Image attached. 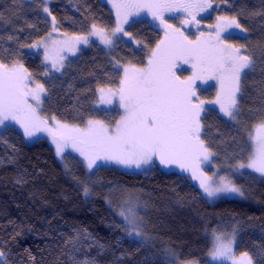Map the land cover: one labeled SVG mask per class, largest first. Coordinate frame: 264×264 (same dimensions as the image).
<instances>
[{
	"label": "trees",
	"instance_id": "trees-1",
	"mask_svg": "<svg viewBox=\"0 0 264 264\" xmlns=\"http://www.w3.org/2000/svg\"><path fill=\"white\" fill-rule=\"evenodd\" d=\"M51 1L56 27L64 34L85 35L93 23L107 29L115 27V13L105 0ZM213 9L203 20L238 15L248 29L242 35L233 34L230 43L247 45L249 53L257 57L264 52V19L250 15L261 9V0H228L227 4L213 0ZM0 13L5 17L0 22V36L4 37L0 40V58L9 63L18 60L34 80L43 81L47 89L43 113L67 123L101 116L95 108L96 92L98 88L119 86L122 71L116 61L119 65H145L150 50L164 37V29L149 19L133 20L127 27L131 39H117L109 53L93 42L67 63L62 75L46 79L40 54L20 47L50 31L39 0H0ZM12 34L18 40L9 41L7 36ZM242 83L239 124L226 121L212 109H205L202 115L205 138L221 166L235 163L226 157L240 148L246 160V129L264 119V62L258 59L255 71ZM201 94L206 99L213 97L214 87ZM79 160L68 155L66 167L44 139L29 143L14 126L0 131V249L6 253V264H73V255L81 259L83 253H75L66 242L85 230L96 244L103 245L94 244L88 250L96 264H169L164 257L168 248L180 259L209 264L205 229L231 233L234 226L237 252H248L254 264H264V177L251 176L248 184L242 182L246 200L224 198L210 203L181 170L131 173L102 166L91 174ZM20 178L23 182L17 183ZM82 182L91 188L87 197ZM113 186L136 190L145 197L151 241H137L114 227L122 220L107 202ZM83 243L87 246L91 242Z\"/></svg>",
	"mask_w": 264,
	"mask_h": 264
},
{
	"label": "snow or ice",
	"instance_id": "snow-or-ice-1",
	"mask_svg": "<svg viewBox=\"0 0 264 264\" xmlns=\"http://www.w3.org/2000/svg\"><path fill=\"white\" fill-rule=\"evenodd\" d=\"M15 3V0H13ZM116 11L115 27L107 29L91 25L86 35H74L63 41H52L53 46L59 44L57 54L53 55L49 45L41 40L20 47L44 48V61L51 62V69L59 72L64 67V59L58 53L68 51L73 54L77 45L89 43L90 36H96L106 47L111 48L114 37L118 33L129 36L124 24L129 17L146 11L153 20H158L163 26L164 37L150 50L147 62L138 67L135 64L116 65L123 75L120 76L119 86L115 89L98 88L99 103L112 105L114 98L120 111L119 119L114 123L89 118L81 127L79 124L61 122L55 116L49 118L41 114L44 103L43 97L47 89L37 83L28 69L18 60L5 62L0 58V128L9 129L18 125L23 136L29 140L39 133H46L55 145L57 157L66 159L65 152L71 149L81 158L88 173L95 174L102 166H117L127 169H154L159 166L170 168L176 166L182 172L190 173V178L198 181L203 194L210 199L237 196L244 197L245 190L232 179V174L244 175L242 170L250 169L264 177V119L254 124L250 130L246 129L249 150L246 160L240 153V148L232 156L226 157L235 160L229 164L231 172L228 175H219V169L208 175L201 165L215 156L204 137L205 125L202 113L205 104L219 105V111L229 120L240 123L242 112L240 98L243 94V81L254 72L257 60L264 62V52L259 57L249 53L248 46L234 44L231 30L238 29L246 33L248 29L240 23L238 15H218L216 23L208 25L209 31H199L201 21L197 17L202 12L213 9V0H108ZM227 4L228 0H224ZM49 0H41L44 13L52 15L47 6ZM214 10V9H213ZM14 14V9H9ZM182 13L184 26L194 25L199 34L190 39L180 28L169 24L164 13ZM253 17L264 19V0H261V9L250 13ZM4 13H0V22L4 20ZM53 31H56V17L52 16ZM33 27V25H28ZM264 30V25L261 26ZM23 31V29H19ZM51 39V33H49ZM247 39V37H244ZM4 37L0 36V40ZM9 41L18 40L14 34L8 35ZM9 51V49H5ZM11 54V53H10ZM189 65L190 75L182 76ZM46 70L45 75L51 70ZM216 81L218 86L216 98L211 101L203 100L197 95V81L206 84ZM35 85L34 87L32 85ZM264 95V92H262ZM250 173V174H251ZM22 178L17 180L21 183ZM83 194L89 196L91 188L83 183ZM111 192L125 193V198L116 209V214L122 223L114 225L120 227L129 237L144 238L143 217L139 214L141 207L139 197L127 188L113 186ZM111 204V201H108ZM146 207V205H144ZM237 228L234 226L231 233H224L213 228L211 232L205 229L206 239L209 241V264H254L248 252L241 254L237 259L234 244ZM84 241H90L87 246ZM66 243L72 245L75 253H83L81 259L73 255V264H96L89 255V249L96 244L91 234L86 230L77 232ZM102 248L103 245L96 244ZM171 257L169 264H199L194 259L181 260L173 250H168ZM6 253L0 249V262L6 264Z\"/></svg>",
	"mask_w": 264,
	"mask_h": 264
},
{
	"label": "rangeland",
	"instance_id": "rangeland-1",
	"mask_svg": "<svg viewBox=\"0 0 264 264\" xmlns=\"http://www.w3.org/2000/svg\"><path fill=\"white\" fill-rule=\"evenodd\" d=\"M24 1H26V2H32V3L35 2V0H24ZM105 1L111 6V8L113 9V11L115 13V16H116L115 9L108 2V0H105ZM51 4H52V1L49 0V3H48L47 6L49 7L50 11H51ZM39 6H40V10H41L42 14L45 16V18L48 21H50V31L44 37L40 38L37 41H41V40L45 41L49 45V48L52 50V54L53 55H56L57 54V49L59 48V44L53 46L52 41L53 40L54 41H63L65 39L71 38L74 35L64 34L61 31H59L57 29V27H56L57 30L56 31H53L52 15L49 16L47 13H44L43 12L42 7H41V0H39ZM210 13H211V9L208 12H202V13H200V15L197 17V19L201 21L200 26H199V31L207 32V31H209L208 25L216 23V17L212 21L203 20V18H205L206 16H208ZM164 16H165V19L167 20V22L169 24H172L174 27L180 28L181 30H183L186 35H189V38L190 39H195L196 36L199 34V31H198V29H197L196 26H194V25L184 26L182 24V22H181V19L177 18V17H182L183 16L182 13H167L166 12V13H164ZM145 18L149 19L153 25L160 26L158 20H153L152 16L149 13H147L146 11H142V12H140V14L138 16L137 15H133V16L129 17L128 23L124 24L125 31L127 32V27L131 23V21L137 20V19H145ZM160 27L163 28V26H160ZM231 31L233 32V34H239V35H242L243 34L238 29H234V30H231ZM49 33H51V39L48 38L49 37ZM163 35H164V30H163ZM121 37L122 38L129 39V37L126 36V35H124L123 33H118L117 36L113 38L114 39V44H113V46L111 48L106 47L104 44H102L100 42V40H99L98 37H96V36H90L89 37V43L88 44L81 43V44L77 45V51L75 52V54H73L71 52H68L66 50L65 51H62V52H59L58 54L60 56L66 57V59H64V61H63L64 67L61 68V70L59 72L55 71L54 69H51V62L50 61L47 62V63L44 61V48L43 47H39V48H29V47H27L26 50L29 53L40 54L43 66L46 68V70L51 69L48 72V75H47V78H46V79H48V77L50 78L51 76H60V75H62L63 72H64V70H65V68L67 67V63H69L70 60L75 59L83 50L89 48L91 46V43L95 42V43L99 44L100 47H102L106 52L109 53V52H111V51L114 50V48L116 46V43H117V39H119ZM37 41H35V42H37ZM130 64H133V63H131V62L120 63V66L130 65ZM136 66L141 67L139 65H136ZM142 66H144V65H142ZM183 68L186 69V70L183 71V72H181V73H178V74H181L182 76L190 75V73H191L190 66L189 65H183ZM122 75H123V72H122ZM36 82L37 83H41V84L44 85V82L43 81H36ZM197 85H198L197 95L201 99L207 100V101H211V100H214L216 98V93H217V89H218V86L216 84V81H214V80L208 81L206 84L201 83L200 81H197ZM32 86L34 87L35 85L33 84ZM211 87H214V96L211 97V98L206 99L201 93L207 91L208 88H211ZM104 88H108V87H104ZM111 88L115 89L116 87H111ZM96 94H97V97H96V102H95V108H96V110H98V112L101 114V116L94 117V119H101V120H105V121H109V122L114 123V121L116 119H119V114H120V111H121L119 109V107H118V104L115 101V98H114V102H113L112 105L101 104V103H99V95H100L99 92L97 91ZM46 96L43 97V100L45 99ZM205 109L215 110L226 121H228V122H234L232 120H229V118L225 117L223 115V113H221L219 111V105L205 104ZM41 114L43 116L49 118V120L51 121V117L43 113V105L41 107ZM202 115H203V113H202ZM61 122H63V121H61ZM85 122H81V123H79V122L78 123H69V124H79L82 127ZM252 126L250 127V129L252 128ZM14 127H16L18 130H20L22 132V129H20L18 125H14ZM3 129L4 128H0V131L3 130ZM22 134H23V132H22ZM203 138L205 139V141L207 143V140L205 138V128H204V137ZM247 138H248V136H247ZM38 139H44L50 146H52V148L55 151V145H53L51 143V139L47 136L46 133H39L36 137L32 138L31 140H29V139L26 138V140L29 143H33V142L37 141ZM55 153H56V151H55ZM64 155H65L66 159L62 160L59 157H58V159L66 167H67V157H68V155H73V156H76L77 158L81 159L79 157V155L77 153L72 152L71 149H67ZM234 164L235 163H233L232 165H234ZM106 167H112V168H115V169H118V170H121V171L131 172V173H149V172H151L154 169H159V170H161L163 172H172V171L180 170L176 166H172L170 168H164L163 166H159V165H157V167L154 168V169L147 170V172H146L145 169H135V168L127 169V168L117 167V166H112V165H109V166H106ZM201 167H202V169L208 175H211L212 172L216 171L217 169H219V173H218L219 175H228L232 171L231 168H229V165H227V166H221L220 164H218L217 161H216V157L215 156L211 157L209 161L203 163L201 165ZM242 171L244 172V175L232 174V179L234 180V182L237 185L242 186L243 188L245 186L242 184V182L244 183L246 181V184H248L250 182V180H251V176H256V177H259V178H263V177H260L259 174H257V173H251V170L250 169H244ZM183 173L187 176L188 180L190 182H192L200 190V192L203 194L202 190L199 188L198 181L192 180L190 178V173H187V172H183ZM119 187L121 189L126 188L124 186H119ZM127 189L131 193H134V195L136 197H139V199H140L141 207L139 208V214L143 217V230L146 233V236L144 238H142V239L141 238H137V237H130V238L135 239L137 241H142V242L151 241L152 238H153V234L147 230V220H146L147 204H146V201H145V197H143L142 194L138 193L136 190H131L129 188H127ZM204 196L206 197V199L210 203H215V202H217V201H219L221 199H224V198H235V199H239V200H246V193H245V196L244 197L229 196V197H221V198H217V199H210L206 195H204ZM124 198H125V193L123 191L115 192V193L110 192L108 194L107 202L109 200L111 201V204H109V203L108 204L113 209V211L115 213H116V209L121 205L122 200ZM144 205H146V207ZM236 246H237V234H236V239H235V244H234V252H235V255H236L237 259H239L242 253L241 252H237ZM169 249H171V248H168L166 250V252L164 254V257H165V259H167V260L170 261L171 257L168 255V250ZM171 250H173V249H171ZM173 251L175 253H177L175 250H173ZM207 258L209 259L208 255H207ZM181 260H183V259H181ZM213 264H220V262H213ZM228 264H230V262H228Z\"/></svg>",
	"mask_w": 264,
	"mask_h": 264
}]
</instances>
